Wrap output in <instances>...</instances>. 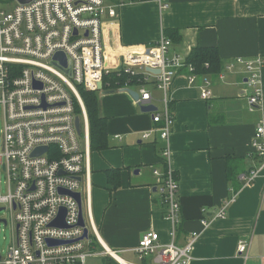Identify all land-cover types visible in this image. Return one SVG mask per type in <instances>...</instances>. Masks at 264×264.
<instances>
[{"label": "crops", "instance_id": "crops-1", "mask_svg": "<svg viewBox=\"0 0 264 264\" xmlns=\"http://www.w3.org/2000/svg\"><path fill=\"white\" fill-rule=\"evenodd\" d=\"M119 2L118 19L105 32L109 64L118 60L115 53L123 48L151 46L167 38L172 41L170 55L184 59L197 47H216L225 70L218 77H199L192 86L187 69L180 71L169 93L174 117L169 144L152 119L164 108L161 91L147 87L149 104L157 109L149 113L141 111L127 89L99 93L110 148L100 153L90 148L88 157L89 207L97 240L124 254L138 247L149 231L159 233L164 243L171 241L162 188L153 173L163 171L168 162L179 182L181 225L176 243L183 246L191 233L200 234L191 264H264V161L252 147L258 127H264V67L261 104L250 109L248 75L236 63L239 58L264 61V0H166L165 10L155 0ZM166 30L177 32L180 40L168 37ZM204 80L212 93L209 100L201 99ZM146 133L148 139L143 138ZM110 169L122 170L121 187L113 193L106 174ZM253 171L258 177L249 185L244 179ZM82 198L86 213L85 183ZM232 198L226 218L213 219ZM203 220L209 221L208 227ZM241 241L248 243L246 257L238 254Z\"/></svg>", "mask_w": 264, "mask_h": 264}, {"label": "built area", "instance_id": "built-area-1", "mask_svg": "<svg viewBox=\"0 0 264 264\" xmlns=\"http://www.w3.org/2000/svg\"><path fill=\"white\" fill-rule=\"evenodd\" d=\"M155 1L163 10L168 9L166 0ZM121 4L119 0H32L28 4L0 0V169L6 178L0 212L7 214L0 217V231L2 226L13 228L11 244L5 253L0 250V264H108L109 260L118 264H191L194 259L198 232L191 233L183 246L176 243L181 225L179 182L168 162L167 173L159 169L153 173L162 188L166 220L172 226L171 241L164 243L159 233L146 232L138 247L127 251L136 262L121 263L119 252L97 240L89 207L90 125L79 88L101 93L98 88L103 83L105 89V76L122 71L129 81L119 88L140 89L136 102L142 106L151 103L147 87L154 86L164 95V108L153 113L152 119L160 125L162 140L169 144L174 125L169 93L174 80L187 69L188 84L199 81L186 59L170 55L172 41L167 38L151 46L123 48L115 53L118 60L109 64L105 32L117 21ZM8 6L12 11H7ZM57 54L64 55L66 66L55 60ZM236 63L248 75V104L256 109L261 104L264 61L261 57L252 61L239 58ZM208 86L205 80L199 86L202 100L212 97ZM76 117L81 120V135L76 130ZM149 137V133L143 135L144 139ZM252 147L264 161L263 126L258 127ZM45 148L47 152L34 155ZM164 158H169L168 148ZM257 177L258 171H253L244 181L250 185ZM83 183L88 210L85 213L83 207L81 226L74 194L82 193ZM234 200L225 202L213 219L226 218V209ZM62 212L65 225L53 226ZM201 223L205 228L209 225L206 220ZM248 248V243L241 241L238 254L246 257Z\"/></svg>", "mask_w": 264, "mask_h": 264}, {"label": "trees", "instance_id": "trees-1", "mask_svg": "<svg viewBox=\"0 0 264 264\" xmlns=\"http://www.w3.org/2000/svg\"><path fill=\"white\" fill-rule=\"evenodd\" d=\"M136 2L137 0H130ZM166 35L171 37L175 42L180 40V36L175 31L166 30ZM188 65L194 67V72L199 77L214 76L218 77L220 73L225 70V66L220 58L218 49L216 47H197L191 55L186 59ZM188 71V70H187ZM129 81V77L122 71L110 72L104 78V88L107 90L118 89L120 86ZM81 96L84 100L89 125H90V148L91 152H102L110 148L108 133H107V121L100 114L99 108V93L88 91L82 87L79 88ZM76 114L81 115V109L76 103ZM163 173H167L168 166L164 164ZM109 184V191L115 192L121 187V169H110L106 172ZM175 178L178 180V175L174 172ZM100 248V245L95 242V245ZM114 264H118L113 260Z\"/></svg>", "mask_w": 264, "mask_h": 264}, {"label": "water", "instance_id": "water-1", "mask_svg": "<svg viewBox=\"0 0 264 264\" xmlns=\"http://www.w3.org/2000/svg\"><path fill=\"white\" fill-rule=\"evenodd\" d=\"M16 1L19 2L20 4H28L32 0H16ZM55 60L61 61L64 66L67 65V63L65 61V57L63 54H57L55 57ZM156 72H158V71H156ZM98 89H99V91L103 90V83L99 84ZM127 92H129L135 100H139L141 97L140 94L135 92V91H131V90L127 89ZM140 109L143 113H149V112H152L153 110H157L154 107H152L151 104L142 105V106H140ZM75 126H76L77 133L79 135H81V120L79 117H76V119H75ZM45 152H47V148L42 149V150H38L34 155H36V156L41 155ZM135 172H136V174H138L139 170H137ZM79 180H81V179H79ZM62 193H64V192H62ZM74 196L77 199V201L79 203V207H80V225L84 226L82 193H76V194H74ZM1 210L2 209H0V211ZM64 215H65V212H62L60 218L53 224V226H64L65 225L64 224ZM87 235H88V230H85L84 238H86Z\"/></svg>", "mask_w": 264, "mask_h": 264}, {"label": "rangeland", "instance_id": "rangeland-1", "mask_svg": "<svg viewBox=\"0 0 264 264\" xmlns=\"http://www.w3.org/2000/svg\"><path fill=\"white\" fill-rule=\"evenodd\" d=\"M7 11H12L13 7L12 6H8L6 7ZM2 130V123L0 120V137L2 136L1 133ZM5 174L3 172L2 169H0V194H6V187H5ZM6 214V212H0V217H4ZM12 233H13V228L11 225H9L8 227L2 226L1 227V231H0V250L1 252L5 253L7 248L9 247V245L12 242ZM118 255L128 261V262H136V259L134 257L133 254H124V253H118ZM89 264H93V262L89 261ZM108 264H114L112 260H109Z\"/></svg>", "mask_w": 264, "mask_h": 264}, {"label": "bare ground", "instance_id": "bare-ground-1", "mask_svg": "<svg viewBox=\"0 0 264 264\" xmlns=\"http://www.w3.org/2000/svg\"><path fill=\"white\" fill-rule=\"evenodd\" d=\"M121 262V261H120ZM122 263V262H121ZM126 263V262H125Z\"/></svg>", "mask_w": 264, "mask_h": 264}]
</instances>
